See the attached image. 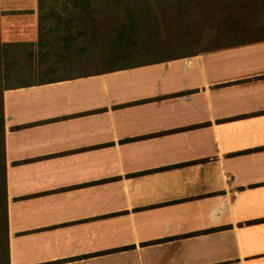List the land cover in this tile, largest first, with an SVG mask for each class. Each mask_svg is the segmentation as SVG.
<instances>
[{
  "label": "crops",
  "instance_id": "1",
  "mask_svg": "<svg viewBox=\"0 0 264 264\" xmlns=\"http://www.w3.org/2000/svg\"><path fill=\"white\" fill-rule=\"evenodd\" d=\"M37 43V0H0ZM9 264H264V41L2 93Z\"/></svg>",
  "mask_w": 264,
  "mask_h": 264
},
{
  "label": "trees",
  "instance_id": "2",
  "mask_svg": "<svg viewBox=\"0 0 264 264\" xmlns=\"http://www.w3.org/2000/svg\"><path fill=\"white\" fill-rule=\"evenodd\" d=\"M262 41L264 0H37V43L0 41V264H9L4 90L53 80L33 78L37 70L44 74L51 65L68 64L87 44L104 55L116 44L143 58L155 55L103 72Z\"/></svg>",
  "mask_w": 264,
  "mask_h": 264
},
{
  "label": "rangeland",
  "instance_id": "3",
  "mask_svg": "<svg viewBox=\"0 0 264 264\" xmlns=\"http://www.w3.org/2000/svg\"><path fill=\"white\" fill-rule=\"evenodd\" d=\"M173 41H171L172 43ZM170 43V44H171ZM124 45L116 44L113 52L107 55L101 54V49L98 50L96 44H87L78 54H73L74 59H70L67 63H58L51 65L48 73L42 74V69L37 70L38 74L33 78L34 81L62 78L66 76H73L87 72L105 70L115 66H124L129 64H136L137 62L153 58L147 56L143 58L137 55V51H132L130 48H125ZM53 57L43 61V65H50Z\"/></svg>",
  "mask_w": 264,
  "mask_h": 264
}]
</instances>
